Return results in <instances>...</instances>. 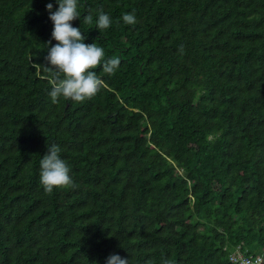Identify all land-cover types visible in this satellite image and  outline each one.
Instances as JSON below:
<instances>
[{"label": "trees", "instance_id": "obj_1", "mask_svg": "<svg viewBox=\"0 0 264 264\" xmlns=\"http://www.w3.org/2000/svg\"><path fill=\"white\" fill-rule=\"evenodd\" d=\"M48 3L0 0V264L264 257V0H78L73 27L121 64L55 104ZM47 144L74 187L44 192Z\"/></svg>", "mask_w": 264, "mask_h": 264}, {"label": "clouds", "instance_id": "obj_2", "mask_svg": "<svg viewBox=\"0 0 264 264\" xmlns=\"http://www.w3.org/2000/svg\"><path fill=\"white\" fill-rule=\"evenodd\" d=\"M58 9L53 11V4H47L50 20L53 22L52 39L57 41L51 46L45 57L47 70L53 73L55 83L49 96L52 103H58L61 98L75 103H83L93 98L103 85V81L93 69L98 65L106 75H115L121 60L119 57L105 59V51L96 43L86 44V37L80 28L73 27L72 22L80 18L78 0H57ZM122 20L125 24H135V13H124ZM84 24H92L93 16L88 14L83 18ZM112 21L108 14L100 10L95 20L96 28L100 31L110 27ZM51 45V40L48 42ZM183 52V48L180 49ZM39 181L46 194H51L57 188L74 187L71 168L61 158V148L56 144H47V151L39 161ZM106 264H129V260L118 254H111ZM148 264H151L149 261ZM165 264H171L166 261Z\"/></svg>", "mask_w": 264, "mask_h": 264}, {"label": "built area", "instance_id": "obj_3", "mask_svg": "<svg viewBox=\"0 0 264 264\" xmlns=\"http://www.w3.org/2000/svg\"><path fill=\"white\" fill-rule=\"evenodd\" d=\"M230 260L237 264H264L262 255H245L241 251V245H237L230 253Z\"/></svg>", "mask_w": 264, "mask_h": 264}]
</instances>
